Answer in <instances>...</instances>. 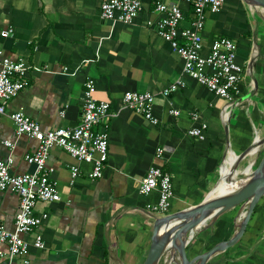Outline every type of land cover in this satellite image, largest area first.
<instances>
[{"label": "crops", "instance_id": "1", "mask_svg": "<svg viewBox=\"0 0 264 264\" xmlns=\"http://www.w3.org/2000/svg\"><path fill=\"white\" fill-rule=\"evenodd\" d=\"M103 1L0 0V32L12 29L6 36L0 34V48L8 57L23 58L30 65L28 85L9 101L6 113L0 114V160L10 161L12 173L33 171L25 156L38 146L36 139L16 134L12 112L23 110L44 129L76 126L81 120L84 84L90 78L95 80L96 98L111 104L106 124L109 156L102 177H89L93 163L59 146L51 149L48 163L61 199L36 204L37 215L48 214L39 228L45 246H34L35 232L24 235L30 244L29 264H143L154 221L165 215L147 207L158 201L157 189L149 194L139 192L148 168L156 164L172 173L174 196L168 213L180 211L203 201L236 163L232 157L237 161L238 154L264 137V39L259 35L264 28L255 29L252 21H246L247 29L239 31L248 47L239 46L245 75L241 92L229 107L225 99L191 78L184 88L165 97L163 89L182 76L184 61L159 35L155 23L148 21L157 19L156 4L162 1L178 4L185 12L181 26H189L193 6L183 0H141L139 16L125 22L103 19ZM226 6L225 2L220 11L207 12L205 54L212 39L220 36L217 33L236 31L233 24L227 29L231 14ZM126 91L154 93L159 123L128 108L123 102ZM173 108L181 113L174 115ZM194 113L198 119L192 117ZM202 122L208 123L206 138L190 136L188 130ZM5 140L14 146L5 145ZM158 147L163 148L160 157ZM75 166L80 174L73 178ZM263 198L240 241L207 264H225V257L227 264H264ZM19 206L17 192H0V220L10 230ZM239 209L220 216L201 237H196L197 232L191 241L193 248L187 246L189 255L228 239ZM245 243L252 244L251 252ZM0 264H5L3 259Z\"/></svg>", "mask_w": 264, "mask_h": 264}, {"label": "built area", "instance_id": "2", "mask_svg": "<svg viewBox=\"0 0 264 264\" xmlns=\"http://www.w3.org/2000/svg\"><path fill=\"white\" fill-rule=\"evenodd\" d=\"M193 6L191 24L182 27L185 12L178 4H167L159 1L156 4L158 17L155 21L157 32L171 47L180 54L184 61L182 76L167 85L162 94L165 97L186 86L187 78L196 80L201 85L225 99L227 107L241 92V81L245 75V66L239 61V44L229 36H215L204 53L205 41L203 29L207 12H218L226 0H183ZM143 9L141 0H106L101 4V17L108 20L132 22ZM12 29L0 32L8 35ZM30 65L25 60H15L8 57L0 48V114L6 113L9 101L28 85V71ZM95 80L87 79L84 84L82 98V114L80 123L76 126H60L44 129L34 118L23 110L14 111L10 117L14 121L16 134L27 135L38 141V146L32 153H27L26 161L34 169L30 172L12 173L9 160H0V192L11 189L19 194L20 206L15 217L12 230L8 229L0 220V259L5 264H29L28 254L30 244L24 235L35 232L34 246H45L43 235L39 228L48 214L37 215L36 204L39 201L56 202L61 199L57 182L52 178L53 167L49 165L50 151L59 146L72 156L93 163V169L88 174L93 179L102 177L103 170L109 156V132L107 122L111 115V104L106 100H99L95 96ZM155 94L150 91H126L123 95L124 104L137 113L144 115L153 124L159 119L154 114ZM174 115H179V109H171ZM62 116L65 110L60 113ZM198 119V113L192 116ZM208 123L202 122L188 130L190 136L205 139ZM5 145L13 147L10 140ZM157 157L163 154V148L156 150ZM80 174L78 167H72L73 178ZM159 191L158 201L149 203L147 207L158 213L167 214L171 209L174 196L172 173L162 166L151 165L142 178L139 192L149 194L153 190Z\"/></svg>", "mask_w": 264, "mask_h": 264}, {"label": "water", "instance_id": "3", "mask_svg": "<svg viewBox=\"0 0 264 264\" xmlns=\"http://www.w3.org/2000/svg\"><path fill=\"white\" fill-rule=\"evenodd\" d=\"M243 1L264 9V0ZM263 144L264 137L255 140L251 146L238 154V160L246 158L256 146L260 147ZM211 192L199 204L155 219L151 245L143 264H160L162 259L168 260L167 264H207L214 256L239 242L255 207L264 197V155L250 176L238 188L215 195ZM236 207L240 208V212L233 234L204 252L193 257L189 255L187 246L195 234L210 228L220 216Z\"/></svg>", "mask_w": 264, "mask_h": 264}, {"label": "rangeland", "instance_id": "4", "mask_svg": "<svg viewBox=\"0 0 264 264\" xmlns=\"http://www.w3.org/2000/svg\"><path fill=\"white\" fill-rule=\"evenodd\" d=\"M235 1H239L240 3H242L241 5L238 4L235 2ZM226 12H229L230 10V16L227 20V22L225 24H227V29L228 27L231 29L233 28V25L235 26V32L234 33H230L229 34V31L228 30H225L224 32L225 33H217L218 35H222V36H229L231 38H234L236 40H238V44L241 48L245 49V48H248L246 43H245V40H243V36L240 37L239 36V31L242 30L245 31V29H247L246 25H247V22L250 24L251 21H252V25L253 27L256 29L257 26L260 28V29H263L264 28V9H262L261 7L259 8H255L254 6H251V5H248L244 2H241L240 0H226ZM261 9V10H260ZM247 21V22H246ZM233 24V25H231ZM248 26V25H247ZM228 35H227V34ZM260 37L264 39V32H262V30H260V33H259ZM254 36V34H253ZM248 95V94H247ZM245 96L244 99L248 98V96ZM240 111L238 110L237 113H239ZM245 114V110L243 112ZM262 139V137H261ZM259 140V138H258ZM238 154V153H237ZM264 155V146L263 145H260L259 147V152H258V149L256 151V153L253 155V156H250L248 155L245 159L243 160H238L237 164H236V168L238 169H241L243 170L245 167L248 166V164L253 161V169H255V167L258 165V163L260 162L261 158L263 157ZM233 156V155H232ZM227 162H229V156L227 157L226 159ZM232 161L233 163L236 162L234 156L232 157ZM228 166V164H227ZM264 201V198L263 200ZM202 232H206V230H203V231H200L196 237H201L202 236ZM257 241V240H256ZM249 242V241H247ZM252 244L248 243L246 244L245 243V248H248L250 247L251 250H249L250 252L253 250V247H251ZM193 248V243H190L189 244V249H192ZM168 263V260L165 261V259H162L161 260V263L160 264H167Z\"/></svg>", "mask_w": 264, "mask_h": 264}, {"label": "bare ground", "instance_id": "5", "mask_svg": "<svg viewBox=\"0 0 264 264\" xmlns=\"http://www.w3.org/2000/svg\"><path fill=\"white\" fill-rule=\"evenodd\" d=\"M255 8H259V6H254ZM263 9V8H262ZM261 10V9H260ZM258 147H255L252 150V153L250 156H253ZM238 162V155H237V161L235 164L230 165L229 171L227 173V176L214 188V190L211 192L212 194H220L227 192L229 190H233L238 188L246 179L250 176V174L253 171V161H251L247 167H245L243 170L236 168V164Z\"/></svg>", "mask_w": 264, "mask_h": 264}, {"label": "trees", "instance_id": "6", "mask_svg": "<svg viewBox=\"0 0 264 264\" xmlns=\"http://www.w3.org/2000/svg\"><path fill=\"white\" fill-rule=\"evenodd\" d=\"M228 250H229V249H228ZM228 250H226L225 253H227ZM223 259H224L223 261L225 262V264H227V263H228L227 257H225V258H223Z\"/></svg>", "mask_w": 264, "mask_h": 264}]
</instances>
